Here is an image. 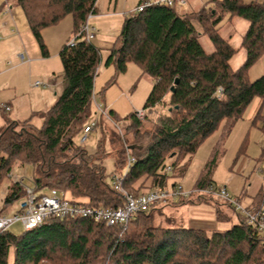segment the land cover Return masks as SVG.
Returning <instances> with one entry per match:
<instances>
[{
    "label": "trees",
    "instance_id": "obj_1",
    "mask_svg": "<svg viewBox=\"0 0 264 264\" xmlns=\"http://www.w3.org/2000/svg\"><path fill=\"white\" fill-rule=\"evenodd\" d=\"M14 2L24 10L40 49L47 55L43 31L72 16L74 36L90 13L97 14L98 0ZM211 3L190 12L166 4L132 11L124 18L107 58V63H114L119 72H125L129 63H136L154 82L142 108L144 120L137 116L138 111L128 114L125 120L129 125L121 132L114 129L109 140L110 145L115 141L123 143L120 148H112L111 155L117 168L128 169L122 187L133 196L184 177L193 155L210 135L220 130L223 142L245 110L256 99L261 104L264 101V74L254 81L250 79V69L264 55V1ZM232 17L249 23L239 47L220 33L222 21ZM202 37L212 45L209 51L201 43ZM241 49L245 60L233 68L231 60ZM59 56L64 89L57 102L23 121L7 116L0 131V187L17 159L32 167L37 190L64 189L78 202L117 208L124 203V197L113 181L124 172L106 173L104 158L109 154L104 145L91 154L74 140L75 135L84 133L94 113L100 48L80 37L75 46L64 44ZM177 78L173 93L171 87ZM1 109L8 112L4 105H0ZM260 112L261 109L253 125L259 118L264 122ZM100 113L93 130L97 126L103 129V117L108 119L105 115L117 120L114 110ZM35 116L41 117L43 123L34 131L30 125ZM146 120L153 124L143 132ZM129 133L134 135L132 142L126 137ZM217 148L192 189L215 185L212 172L218 160ZM129 156L134 160L128 167ZM175 185L176 181L172 186ZM25 187L22 180L10 182L0 204L1 214L25 196ZM206 199L198 195L185 200L195 203ZM173 203L177 202L169 205ZM223 204L235 212L229 203ZM223 204L214 203L219 220L229 218L222 211ZM263 204L261 191L248 207ZM164 207L157 204L139 212L124 225L80 217H51L31 230H7L0 234V264H264V242L245 216L239 214L238 222L229 229L206 231L176 226L172 221L167 225L159 223L153 210Z\"/></svg>",
    "mask_w": 264,
    "mask_h": 264
},
{
    "label": "rangeland",
    "instance_id": "obj_2",
    "mask_svg": "<svg viewBox=\"0 0 264 264\" xmlns=\"http://www.w3.org/2000/svg\"><path fill=\"white\" fill-rule=\"evenodd\" d=\"M126 1L128 3H126ZM197 1L203 2V5H206L207 7L212 5L211 0ZM189 2L190 4L184 6V8L181 7V10L187 12L191 10H198V5H193L191 0H189ZM134 4L135 1L131 0H113L112 3H109V0H98L97 5L99 11L91 20L92 25H94L97 29L96 37L92 40V43L100 48L101 62L97 68L94 82V97L96 100V102L93 101L94 113L88 120V123H92L93 121L96 122L100 119L101 113L98 111L97 105H101V108L105 109V111L107 110L108 113L110 109L114 110L117 120L113 121L105 115L108 119L103 117L102 130L99 126H97L88 135L85 141L83 140L85 135L84 133H78L75 135L74 140L91 154H95L100 149V146L104 145L107 147L109 155L104 158V166L108 175L111 174L112 171H115L116 173L119 171H126V167L123 169L116 167L115 157L111 155L112 148H120L123 144L122 142L115 141L111 144L112 147H109L111 146L109 140L112 138V132L114 129L119 132L126 129L130 122L125 120V118L132 112L142 110L154 84L151 77L144 74L141 67L136 63H129L125 72H119L114 63H107V58L111 49L115 45L116 38L121 32L125 16L122 13L119 15L109 13L108 15L106 7L111 5L110 11H113L114 6L117 5V11L123 12L127 10L129 12L132 10ZM70 23L71 16H67L59 24L57 27L58 29L53 28L57 29V32L60 31V34L57 35V45L59 42L62 44L66 42L70 33L68 32L66 35H64V33L67 32V27ZM248 24V21L240 17H233L230 22L228 21V18H226L222 21L220 33L224 37L231 36L230 42L233 45L238 46L242 35L244 34L243 32L248 27ZM71 36L73 37V35ZM200 40L205 49L209 51L212 45L207 42L205 37H202ZM53 45L54 44H52V48ZM30 49H40L39 43L34 37H32V42L29 47H26V49L22 48L21 51H18L15 47H13L9 49V56L7 59L4 60L3 58V60H0V65L2 64V61H4L5 67L11 66V68L15 69L10 74L3 77L4 82L13 79L14 88L12 86L3 87L0 84V102H10L13 108L12 111L8 112L4 109L0 110V131L6 125L7 116L11 119L23 121L31 116V113L29 112L32 109L40 110L41 108H45L38 103L42 97L41 90L48 89V91H50L51 89L49 87L44 88L43 86H37L36 88L34 83L36 81L45 83L51 82L48 78H44V76L41 75V69L34 68V70L31 71L29 70V63L20 64L17 59L19 52H25L27 55L32 54ZM244 60L245 51L241 50L233 57L231 64L233 68H238ZM53 61H55V65L53 64L51 67H53V69L54 67H57V69H54V74L59 75L63 72L61 59L55 58ZM263 74L264 55L250 69V79L254 81ZM1 82L2 81H0V83ZM51 91L55 92V90ZM57 91L59 92L60 89ZM15 94V99L17 101H10V98L14 97ZM256 104L257 102H253L245 110L243 116L237 121L232 131L224 138L223 142L220 140V130L210 135L193 155L185 176L177 179H170L168 187L171 188L172 184L176 181L177 184L182 185L184 189H192L206 164L213 157L216 147H218V160L212 172V178L215 182V186H225L229 193L234 197H238L243 204L249 202L264 184V122L260 120L261 118H259L257 119L258 121L256 124H252L258 110L261 109L260 114L264 116V101L258 106H256ZM160 110L164 111L166 108H160ZM103 114L106 113L104 112ZM142 120H144V118ZM42 123L43 119L39 116H35L31 121L30 128L35 131L42 125ZM152 124V121L146 120L142 131L145 132L146 129H150ZM126 137L130 142H132L134 135L129 133ZM143 141H145V138H143ZM218 144L220 145L218 146ZM171 161H173V159H170V162ZM183 162L184 160L181 164H183ZM178 166H180V163ZM108 179H110V177H108ZM15 180H22L25 186L34 188L32 167L29 165H23L20 160L16 159L14 167L0 187V204L7 193L10 182ZM46 191L47 189H42L39 192L45 193ZM196 196L189 199H194ZM206 198L207 201H204L203 203L200 202L201 204H188L190 202L186 200H182L180 202L176 201L177 203H173L171 205H169L170 203H167L162 210H153L156 217L155 219L159 223H164L166 225L168 222L172 221L176 226H189V220L192 219H204L207 221L213 220L218 223L217 230L220 231L229 229L233 224L238 222L237 215L241 213L238 211L233 212L230 207L223 204L227 202L211 197ZM18 203L19 200L6 209L4 211L5 214H9L15 210ZM195 203L199 202L195 201ZM214 203L223 204L222 211L229 216L227 220L217 219V208L213 205ZM232 208H234V206H232ZM9 230L13 233H20L24 230V226L21 223H18L13 225Z\"/></svg>",
    "mask_w": 264,
    "mask_h": 264
},
{
    "label": "built area",
    "instance_id": "obj_3",
    "mask_svg": "<svg viewBox=\"0 0 264 264\" xmlns=\"http://www.w3.org/2000/svg\"><path fill=\"white\" fill-rule=\"evenodd\" d=\"M186 2L187 0H142L141 4H139L134 11L139 12L152 5L163 4L182 7ZM93 17L94 14L92 13L87 16L79 32L71 37L67 45L75 46L80 37L88 42H92L96 37L97 31L96 27L91 23ZM17 58L20 63L29 61V57L25 52L18 53ZM34 85L46 87L49 86V83L36 81ZM6 109L10 111V107L7 106ZM97 109L99 112L106 113V111L101 108V105H97ZM137 116L143 119L145 117V111H138ZM95 125V121L86 125L84 129V141ZM133 160V157H128V167ZM127 170L128 169H126L123 175H118L113 181L115 188L122 193L124 197V203L117 208L92 207L91 205L71 199L63 190L48 189L43 193L39 192L41 190H37L35 187L31 188L26 186L25 196L19 200L17 208L9 214L0 213V234L18 223H21L25 230H31L41 226L51 217L61 219L80 217L106 222L108 225H124L137 213L149 211L157 204H167L201 195L204 197L221 199L231 206H234L236 212H240L241 215L246 217L249 224L256 227L259 237L262 238L264 242V204L257 208H249L243 205L237 197L232 196L225 186L217 187L215 185L200 189H184L182 185L177 184L171 188L165 186L153 189L136 197L128 193L122 187V179L127 173Z\"/></svg>",
    "mask_w": 264,
    "mask_h": 264
},
{
    "label": "crops",
    "instance_id": "obj_4",
    "mask_svg": "<svg viewBox=\"0 0 264 264\" xmlns=\"http://www.w3.org/2000/svg\"><path fill=\"white\" fill-rule=\"evenodd\" d=\"M131 1H135V4H134L132 10H130L129 12L127 10H125L123 12L117 11V5L114 6L113 11H110L111 5H108L106 7V12L108 13V15H109V13L110 14H118V15L120 13H122L126 17L127 15L132 13L131 11L134 12L135 8L142 2V0H131ZM191 1H192L193 5H195V4H196V6L198 5V7H199L198 9H200L203 6V2H199L197 0H191ZM245 1L246 2H251V1L263 2L264 0H245ZM112 2H113V0H109V3H112ZM126 3H128V2L126 1ZM188 4H190L189 0H187L186 4L183 5L182 8H184V6H186ZM179 9L181 10V7H179ZM98 11H99V9H98V5H97V13H98ZM181 11H183V10H181ZM191 11H195V10H191ZM183 12H187V11H183ZM232 18H230L228 21L230 22ZM58 26H59V24L54 26V27L47 28L43 31V38H44V41H45V44H46L47 50H48L47 55H44L41 49H39V50L30 49V52L32 54L28 53L29 55H27L29 57V61L25 62V63L19 62L20 64L29 63V70H31V71H33L34 68L41 69L40 70L41 75H43L44 78H48V80L51 82V83H49V86H46V87L43 86V87L44 88L49 87L51 90H55V92H52L51 90L48 91V89L41 90L42 91L41 92L42 97L38 101V103L40 105H42V107H45V108H41L40 110H33L32 109L29 112V113H31V115L34 112L47 111L49 108H51L57 102L59 96L61 95V93L63 92V89H64L63 72H61L59 75H55L54 69H57V67H54V69H53V67H51V66L53 64L55 65V61H53V60H55V58L56 59L60 58L59 52H60L61 48L63 47L64 44L67 43V41L70 39V37H72L71 35H73L74 21H73L72 16H71V23L67 27L68 28L67 32L64 33V35H66L68 32L70 33L66 39V42H64L63 44L59 42L57 45V41H56L57 35L60 34L59 33L60 31L57 32ZM53 28H57V29H53ZM247 28H246V30H247ZM246 30L243 33H245ZM243 35H242V37H243ZM31 36L34 37L32 31L30 29L29 22L26 18V15H25L22 7L16 5L14 0H0V60L1 59L3 60V58H4V60L7 59V57L9 56L8 51H9V49H11L13 47H15L18 51H21L22 48L26 49V47H29V45H31V42H32ZM230 37L231 36H228L227 38H230ZM35 40H36V38H35ZM241 43H242V38H241L240 44L237 47H239L241 45ZM52 44H54L53 48H52ZM241 50H243V49H241ZM14 70L15 69L11 68V66L5 67V62L2 61V64L0 65V81H2L0 83L1 86H3V87L4 86L5 87L6 86L7 87L12 86L14 88L13 79L6 81V82L3 81V77L7 74H10ZM36 88H37V86H36ZM59 89H60V91L58 92L57 90H59ZM15 98H16V94L14 95V97L10 98V101L11 100L17 101ZM94 101L96 102L95 97H94ZM254 102L255 103L257 102L256 106L261 104L260 99H256ZM0 105H4L5 107H7V106L10 107V111H12V109H13L10 102H6V101L2 102L1 101ZM13 120H16V119H13ZM259 162H260V158H259ZM261 191H264V184L249 202H247L246 204H243L242 201H240V200L239 201L247 207L251 206V205H253L254 197L258 193H260ZM188 204H201V203L199 202V203H188ZM3 214H5V212ZM217 214H218V209H217ZM218 216H217V219H219ZM189 227L195 228V229H204L206 231H215L218 228V223L216 221H213V220L207 221L204 219H192V220H189Z\"/></svg>",
    "mask_w": 264,
    "mask_h": 264
},
{
    "label": "water",
    "instance_id": "obj_5",
    "mask_svg": "<svg viewBox=\"0 0 264 264\" xmlns=\"http://www.w3.org/2000/svg\"><path fill=\"white\" fill-rule=\"evenodd\" d=\"M178 82H179V78H177L176 80H175V84L171 87V91L174 93L175 92V90H176V85L178 84ZM177 107V106H176Z\"/></svg>",
    "mask_w": 264,
    "mask_h": 264
}]
</instances>
